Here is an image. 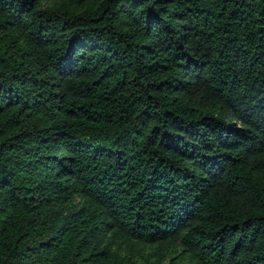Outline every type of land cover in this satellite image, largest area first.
Here are the masks:
<instances>
[{
  "label": "trees",
  "instance_id": "trees-1",
  "mask_svg": "<svg viewBox=\"0 0 264 264\" xmlns=\"http://www.w3.org/2000/svg\"><path fill=\"white\" fill-rule=\"evenodd\" d=\"M0 264H264V0H0Z\"/></svg>",
  "mask_w": 264,
  "mask_h": 264
}]
</instances>
